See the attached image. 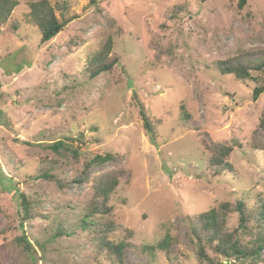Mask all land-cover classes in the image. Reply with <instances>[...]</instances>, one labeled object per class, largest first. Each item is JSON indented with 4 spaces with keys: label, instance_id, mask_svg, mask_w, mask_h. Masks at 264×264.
<instances>
[{
    "label": "rangeland",
    "instance_id": "374dc122",
    "mask_svg": "<svg viewBox=\"0 0 264 264\" xmlns=\"http://www.w3.org/2000/svg\"><path fill=\"white\" fill-rule=\"evenodd\" d=\"M33 1L18 0L0 30V264H202L191 220L224 202L252 208L264 195V150L252 144L264 143L257 130L264 91L254 98L264 69L244 80L219 69L221 61L254 62L262 54L264 0L243 8L239 0H50L70 21L47 42L27 21ZM109 36L119 62L90 79L88 59ZM141 107L158 122L156 144ZM65 137L75 139L78 159L46 148ZM235 139L242 145L229 157L233 170L215 176L211 146ZM105 152L116 159L85 169ZM42 168L63 185L36 178ZM120 169L109 238L126 243L124 263L109 259L78 225L94 178ZM22 192L40 201L20 226ZM60 222L75 233L49 242L44 255L35 240L49 238ZM238 224L230 211L226 228ZM22 234L34 251L19 244ZM165 239L170 248H159ZM205 250L225 261L208 244Z\"/></svg>",
    "mask_w": 264,
    "mask_h": 264
},
{
    "label": "trees",
    "instance_id": "16d2710c",
    "mask_svg": "<svg viewBox=\"0 0 264 264\" xmlns=\"http://www.w3.org/2000/svg\"><path fill=\"white\" fill-rule=\"evenodd\" d=\"M91 2H95V0H91ZM18 4V0H0V30L11 19ZM245 4L246 0H239L238 6L243 8ZM60 7L64 9L65 4L60 5ZM27 21L32 22L40 30L41 41L47 42L60 33L70 20L59 16L56 7L50 0H38L30 3ZM19 26L18 21L12 22L13 29H18ZM113 45V37L109 36L103 46L90 56L85 68L90 79L102 73L111 72L119 62L117 56L111 55ZM219 69L224 74H234L239 80L251 78L252 70L264 69V50L254 62L243 58L230 59L221 61ZM263 91L264 84L261 87H255L254 98H258ZM182 108L185 109L183 105ZM140 115L146 133L152 143L156 144V123L158 122L150 118L144 107H141ZM185 115L189 114L186 112ZM257 130H264V108L261 112ZM65 139L70 140L71 143H68L69 141ZM65 139L47 143L45 146L58 156L71 155L73 158L78 159L80 156L79 148L72 143L75 139L73 137H65ZM252 144L255 148L264 150V143L253 142ZM241 145V142L235 139L231 142L214 143L211 146L212 153L208 159V167L215 176L225 170H233L229 157L235 147ZM115 159L116 156L112 152L98 153L86 162L85 169L94 164L102 165ZM43 168L36 178L54 179L61 186L63 185L62 180L52 174L49 168ZM123 173L124 170L122 169L109 170L94 178L92 184L93 196L86 205V212L78 222L81 230L87 232L89 239L97 244L101 251L106 252L109 259L120 263H124L126 243H116L109 238V233L115 227L114 219L111 217L113 209L109 201L111 193L118 187L120 175ZM84 178L85 172L83 171L78 181L80 182ZM39 201L34 202L23 192L20 193V226L36 216ZM230 211L236 212L239 220L238 227L231 231L226 228L227 216ZM191 223L192 236L195 238H192V240L198 246L197 254L202 264H264V195L259 196L257 203L252 208H249L244 200H237L234 207L229 202L221 203L218 208L213 207L207 210L199 217L191 220ZM239 231L245 232L251 237L243 241L239 236ZM73 233H75L73 229L68 230L60 222L49 238L45 240L36 239L35 242L45 255L49 242L56 241L59 236L72 235ZM18 240L26 251H34L33 244L25 234L20 235ZM205 244H208L217 254L223 256L225 261L216 262L214 258L210 257L205 250ZM170 246L171 242L167 239L158 244L161 249H169ZM146 248L154 249L153 246H146Z\"/></svg>",
    "mask_w": 264,
    "mask_h": 264
}]
</instances>
